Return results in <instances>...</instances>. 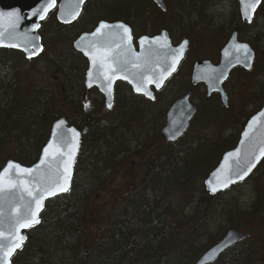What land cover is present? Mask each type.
Returning a JSON list of instances; mask_svg holds the SVG:
<instances>
[{
	"label": "trees",
	"instance_id": "16d2710c",
	"mask_svg": "<svg viewBox=\"0 0 264 264\" xmlns=\"http://www.w3.org/2000/svg\"><path fill=\"white\" fill-rule=\"evenodd\" d=\"M166 1L167 12L161 13L153 0H89L75 27L85 31L83 28L97 19L122 20L144 34L159 28L155 21L160 19L161 29L175 36L191 33L188 36L196 37L201 24L204 31L212 24L213 17H206V12L215 0ZM232 1L238 8V2ZM259 11H263L264 21V1ZM169 14L172 22L165 21ZM231 15L233 27L226 32L222 27L221 41L233 31L242 35L253 28L243 23L236 11ZM186 16L196 21L200 18L201 22L192 24L184 20ZM47 21L52 24L48 35L52 43L56 41L60 46L65 36L73 37L55 16ZM65 52L67 56H60L63 59L57 55V60L47 61L56 78L50 79L52 85L41 87L33 82L27 86L17 53L0 51V67L7 69V77L0 81V171L9 160L34 165L59 117L69 118L77 129L86 127L90 131L83 139L71 192L48 202L39 225L28 232L27 243L12 264H196L226 233L210 236L213 224L220 220L235 219L239 223L258 217L262 226L257 230L264 232V186L256 185L248 213H242L239 206L230 209L233 219L224 213L229 205L219 210L217 203L228 202L236 188L211 197L203 186L222 155L236 147L239 135L222 136L221 143L203 134L190 139L186 135L180 142L168 144L161 130L153 136L149 134L153 128H147V115L156 102L133 95L125 87L120 93L123 98L118 94L114 109L108 112L104 103L86 97L87 64L83 58L74 53L71 43ZM258 56L264 58V51ZM72 71L75 75L79 72L80 79ZM254 90L263 96L262 101L264 85ZM208 104V113L204 110L203 116L213 118L227 113L235 117L216 98L204 102L205 107ZM252 115H246L243 127ZM231 125L229 120L227 126ZM126 162H133L135 168L130 173L131 186L123 192L114 184L125 176ZM263 173L264 164L257 176ZM105 197L108 202H117L113 210L107 211ZM230 227L241 230L234 224ZM252 239L253 235L234 246L215 264H264L259 259L260 255L264 259V236L257 243ZM203 240L206 244L197 246Z\"/></svg>",
	"mask_w": 264,
	"mask_h": 264
},
{
	"label": "water",
	"instance_id": "95a60500",
	"mask_svg": "<svg viewBox=\"0 0 264 264\" xmlns=\"http://www.w3.org/2000/svg\"><path fill=\"white\" fill-rule=\"evenodd\" d=\"M88 0H83L82 4H79V14L73 15L77 11V5L78 0H62V2L57 7V2L55 0V6L52 8H49L48 11L44 14L45 18L40 19V12L38 10H42L44 7H46L50 0H0V33L3 34L2 38L5 41V43H16L19 44L20 47L13 48V47H0V49H6V50H15V51H22L25 53V56L28 60H32L34 58L39 57L42 54L43 46L41 44V38L39 36V30L41 28V24L47 19V17L54 11V9L57 8V20L61 24L65 25H72L74 24L77 19L80 17L83 7L87 3ZM156 5L162 10H166V5L164 0H153ZM239 1L240 5V12H241V20L246 23L247 25H251L253 22L254 17L256 16L257 10L261 7L263 0H260V4L256 7V10L254 13L251 12V9H248V13L251 16V19L249 20L246 18L245 15V9L241 4V0ZM255 0H246V3H254ZM34 13H37L34 15ZM11 14H18L19 19L15 20V18ZM104 23V22H103ZM13 24L15 27H13ZM102 23L99 24V26ZM107 24V23H105ZM123 24V22L119 23H108V25H118ZM36 25H39L37 28ZM99 26L97 27L96 31L93 34H86L82 36L78 41L75 43V49L84 55L86 59H88L89 70L87 72V78H86V86L89 89L92 88H98L99 91L103 94L105 97V107L108 111H112L113 105H114V90H115V84L117 82H126L129 84L133 90V92L137 95L147 97L149 100L153 101L155 99V94L152 91V88L155 89V91H160L164 88V86L167 84L166 81L170 79L174 74L177 73V69L179 68L180 64L184 61V57L187 54V51L189 48V42L184 41L180 45L174 47L172 44L171 38H169V35L166 31L162 32L160 35L155 36L153 38L148 37H142L139 41V51L135 50L134 44H133V37L131 41L132 46V52L126 53L129 59H132V54L134 53L135 56L140 57L139 63L142 65L144 64V61L147 60L148 64L146 67H143L141 69H132L133 73H137L138 75L133 76L131 73H121V75H128L129 79H115L112 83L111 87V95L109 96L107 94L106 88L105 90H102V86L106 85L107 82L102 79H97V76L101 69L99 68V65L96 66V68H93L92 61L89 59V56L85 55L84 50L91 51L90 44L95 41H103L107 42L110 47H114L115 44L121 43V48H116L113 52V55L121 52L124 50L126 52L127 49V41L124 40L121 42L120 36H114V37H107L101 36L97 37L94 34L99 29ZM126 26V25H125ZM128 27V26H127ZM129 28V27H128ZM131 29V28H130ZM111 30H105V33ZM11 34V35H10ZM231 38L228 41V43L225 45L224 49L221 51V61L218 65H214L211 61H199L196 63L194 67V73L192 77V81L194 85H198L200 83H204L207 86V92L211 96L213 93H218L221 95V101L224 103L225 106L228 105L227 102V94L226 91H224V84L228 81L230 74L233 72L236 68H242L247 71H251L253 68V64L255 62V51H253L252 47L248 45L247 43H240L239 42V35L238 32L235 31L231 34ZM131 36H132V29H131ZM166 37V39H165ZM146 40L147 43L142 44L141 41ZM153 41H157V43H152ZM185 42H187L185 44ZM247 45L250 49V55H251V68L245 66V59L243 52H237L234 45ZM33 45L35 47H33ZM183 47V55L180 58L179 62L176 64V70L171 72L170 75L166 77V79L163 80V83L160 87L156 86V81L159 80V75L161 71H165L169 68L171 64V56L174 54V51L176 49H179ZM27 48V51L24 50ZM42 49V50H39ZM29 52H36V55H33L31 59H29ZM155 53V55H152L151 53ZM92 72L93 74V81L92 86L89 87V72ZM141 76H146L148 79H145L143 81L142 87H146V89L151 93V96L154 97V99L149 98L148 96L143 95V92H137L136 91V84L140 83ZM129 80H132L133 82L130 83ZM153 81L152 83H149L148 81ZM193 93L191 91L188 92L187 95L179 98L175 103L172 104L170 109L168 110L166 116V124L164 125V128L161 130V135L163 138L166 139V142L169 143H176L179 142L180 139L189 131L190 124L192 119L196 116L197 107L192 104L191 98ZM111 101L112 107H108V102ZM261 113H264V107L258 111L257 115L253 116L247 123L244 131L242 132V136L240 138L239 143L237 144V147L235 150L226 152L225 155H223L222 160L220 163L215 167L214 171L211 172L208 177L204 180V186L206 192L210 194L211 197H216L217 195L221 193L227 192L228 189L232 188L235 185H238V183L247 181L248 178L258 169L259 165L264 160V157H261L258 162H256L255 167L252 169V171L248 174L247 177L243 181H239L237 183L231 184L226 189H221L215 193L210 191L209 181L217 182L218 177L220 180L224 177V171L227 170L230 166L232 170H235L238 165L237 161L235 159H229V154L233 152H240L241 154V162H243L244 158L247 156L249 148L254 146L255 144L259 143L260 141L264 140V116H261ZM256 120L257 123L255 125L252 124L253 120ZM60 121H63V124L60 125V127H57V124H59ZM250 126L252 127L253 131L250 133V138L248 140L245 139V133L249 131ZM75 130V133H79L78 137L75 136V134L71 130ZM88 128H85L84 130H78L73 126L69 125V121H67L65 118H59L57 121L52 125L50 130V136L48 141L46 142V146L41 151V156L38 159V161L32 165V166H22L19 162L16 161H8L4 166L3 169L0 171L2 173L7 167L10 162L16 163L24 168H37L40 167L42 171L45 173L52 171L54 173L55 165L53 166L52 170L48 169L47 164L41 165V160L44 159V151L48 148V146L51 144L53 146L52 151H55L57 147L61 148L62 150L67 151L68 142L75 144L78 143V150L75 154V162L72 167V174H71V182L70 187L67 192H61L57 194L56 196L46 198L43 203V209L39 212V220H41L42 214L45 212V208L47 203L57 197H60L61 195L68 194L72 189L73 180L75 178V170H76V163L80 156V150L82 147V139L83 136L88 134ZM60 157L57 156V160H59ZM49 160H51V157H49ZM225 161H228V165L225 164ZM13 176L15 177V170H12ZM37 174L33 173V177H35ZM16 179L24 180L26 183L32 181V177H25L23 175L19 177H15ZM23 196V199L20 197ZM30 198L27 196L25 192L22 191V186L17 187L16 189L12 190L11 192H4L0 193V231L7 232L12 228V222L14 218L17 215V212L15 209H19V212L21 214L24 213V205L28 202ZM39 224H35L30 228L21 229V234L26 237V239L23 242V246L16 250L15 254L11 256L10 258V264H12V260L14 257L18 254V252L25 246L27 240H28V231L34 227H36ZM250 235H247L245 233L236 231V230H230L225 237L220 240L215 246L211 247V249L208 250L204 255H202L196 264H215L217 261H219V258L222 254L230 250L233 246L241 243L242 241L249 239ZM4 243H7L6 241ZM3 256V252L0 251V257ZM0 264H4L3 260L0 259Z\"/></svg>",
	"mask_w": 264,
	"mask_h": 264
},
{
	"label": "rangeland",
	"instance_id": "374dc122",
	"mask_svg": "<svg viewBox=\"0 0 264 264\" xmlns=\"http://www.w3.org/2000/svg\"><path fill=\"white\" fill-rule=\"evenodd\" d=\"M214 2L215 3L211 5L212 6L211 8L210 7L207 8L208 13L206 12V17L208 15H210L209 18L213 17L212 18L213 21L212 24L209 26V29H207V31H204L205 26L201 24V27L199 25L200 32L198 33V35L196 37L193 36L192 37L189 36V37L193 42L192 45L193 48H195L190 54V56L194 57L195 59L199 58L204 60H213L217 63L219 61V56L222 46L229 39V35H226L225 37H223L224 41H221L220 37L223 36L224 34L222 33V27L225 28V32L226 30H230L231 27H233V25L231 24L232 23L231 13L234 11H236L237 13L239 12L235 2L232 0H215ZM203 12H205V10H203ZM171 14L168 15L165 21L172 22ZM204 16L202 17L203 19ZM184 20H188L189 22L192 21V24H196L197 22H199L200 24L201 22L200 18L197 19L196 21L195 18L194 20H190L188 16H186ZM155 22L159 24V25L157 24L159 28L153 29V31L150 32L149 35H153V33L158 34L161 31L162 28L160 27L162 23L161 20L159 19ZM254 23L255 24L253 25L252 29H248L244 31L242 35H240V39L242 42L243 41L249 42L253 47H255L258 53L261 54V52L264 51V35L262 33L264 32L263 11L258 14ZM51 25L52 24L47 23L44 25L43 29L41 30L44 44L46 46V50L42 58L32 63H28L23 55L20 54L18 56L19 59L18 66L20 67V74L23 75V78L25 79V83L27 84V86L29 84L30 85L37 84V86H41V87L49 86L50 84L52 85L51 83L52 81L50 79L52 78L55 79L56 76L50 73L49 66H47L48 65L47 61L48 60L54 61L57 60L58 57L62 58L60 56L63 57L67 56L65 54L66 53L65 51L69 49L70 43L74 41V37H70L69 35H67L63 38V40H61V43L63 44H61L60 46H58V43L56 41L52 43L48 38L49 32L52 30ZM64 31L67 32V29H65ZM175 37H177V35ZM192 64H193L192 61L188 60V62L184 64L182 69H180V73L177 75V77L174 80H172L171 83L168 84L167 88L163 92L159 94L155 106L152 108V110H150L149 115H147L149 117L148 120H150L148 122L147 128L148 130H150V128H153L154 130L153 133L149 132L150 135L155 136L157 130L158 131L161 130L162 126L165 123V119H166L165 114L168 108L175 100L178 99V97H180L183 94H186V92L189 90ZM78 67L82 68L80 64L78 65ZM6 71H7L6 68L0 67V81H3V79L7 77ZM72 73L74 74L76 72L72 71ZM77 73H78L77 75L75 74L74 75L76 76V79L77 76L80 79L79 72ZM230 80H231L230 83L226 85V91L230 95L229 99L232 108L231 112L235 115V117L232 118L230 116L231 114H227V113H224L222 115H219L218 117H213V118H209L208 114L207 116L206 115L203 116L204 114H202V112L204 110H206L207 112L210 108V105L208 104L207 107H205L204 104L198 102L205 94V92L203 91V89H201L200 92H198L197 90L198 98H196L195 100H196V104H199L201 109L199 110L198 116L196 120L193 122L192 128L189 134L186 136L187 137L186 139H190L191 136H196V135L202 136L203 134L209 139H211V141L217 140V142L221 143L222 136L225 139L230 137L231 135H235V136L239 135L244 125L243 123L245 121L246 115L248 116L256 113V111H258L257 110L258 106L264 103V99L262 101H259L260 98L263 96L258 92V90L257 91L254 90L259 84L264 85L263 57H259L257 59V62L255 64V69L252 72L246 73L244 75L234 72ZM229 120L232 124L231 126H227ZM126 136H128L129 138L131 135H126ZM152 154L153 152L150 153L149 155L151 156ZM149 155L148 157H150ZM84 158L85 156L81 157V159ZM142 162H146V159L142 160ZM132 163L131 162L127 163L125 176L124 177L121 176L115 180V184H114L115 187L121 188L123 192L131 186L130 181L132 180V175L130 173L135 168V166ZM258 171L254 174V176H252L249 179L248 182L238 185L237 186L238 189L236 188V192L230 195V197H228L230 204L233 207L239 206L242 213H248L253 203V197L255 193L254 189L256 185L259 184L260 186L261 184V186H264V184H262L264 183V173L257 176ZM79 179H81V176L79 177ZM104 201H106L108 204L106 206L108 207L107 211L113 210L114 205L117 204V202H115V204L112 201L108 202L107 197H105ZM228 208L231 209L232 207L229 206ZM263 217L264 215L262 214L261 219H263ZM231 224L236 225L237 228L241 229V231L253 235L252 240L255 243H257L256 242L257 239L259 241L261 237L264 236V232L261 233L259 230H257L262 226V220H260L258 217H254L251 220L247 218L245 220L240 221L239 223H237L235 219L228 221L220 220L217 224H213L214 228L210 232V236L218 237L219 233L223 234L227 232L229 228H231L230 227ZM255 237L256 240H254ZM202 244L203 245L206 244V240L201 241L200 243L197 244V246H201ZM259 257H260L259 258L260 261L262 262V260H264L263 257L261 255Z\"/></svg>",
	"mask_w": 264,
	"mask_h": 264
},
{
	"label": "snow or ice",
	"instance_id": "6c2138e0",
	"mask_svg": "<svg viewBox=\"0 0 264 264\" xmlns=\"http://www.w3.org/2000/svg\"><path fill=\"white\" fill-rule=\"evenodd\" d=\"M82 3L83 0H78L77 11L73 14L74 16L79 14V4ZM241 4L245 9L246 18L250 20L251 16L248 13V9H251V12L254 13L256 7L260 4V0H255L254 3H246V0H241ZM54 6L55 0H50V3L46 7H44L42 10H38V12H40V19H44V14L49 8ZM36 14L37 13H34V15ZM11 15L15 18V20L19 19L18 14ZM13 27H15L14 24ZM36 27L38 28L39 25H36ZM105 30L111 31L105 33ZM94 35L97 37L106 35L109 38L119 35L121 42L124 40L127 41L126 52L122 50L115 55H113V52L116 48H121V43H117L114 47H110L107 42L95 41L90 44L91 51L82 49L85 51V55L89 56V59L92 61L93 68H96V66L99 65L101 71L99 72L97 79L102 77V79L107 82L106 85L102 86V90H105L106 88L107 94L110 96L112 83L115 79H129L128 75H121V73H131V75L136 76L138 74L133 73L132 69H141L146 67L148 61L145 60L144 64L142 65L138 62L141 58L135 56L134 53L132 54V59L128 58L126 53L132 52L131 29L123 24L113 26L102 23ZM2 36L3 34L0 33V47H20V45L16 43H5ZM141 43L144 44L147 43V41L142 40ZM152 43H157V41H153ZM186 43L187 42H185V44ZM33 47L35 46L33 45ZM234 47L237 52H243L245 66L250 69L251 55L248 46L237 44L234 45ZM24 50L27 51V48ZM183 51V47L174 51V54L171 56V64L169 68L165 71H161L159 80L156 81L157 87H160L163 83V80L166 79V77L170 75L171 72L176 70V64L182 57ZM36 54V52H29V59H31L32 56ZM151 54L155 55L154 52ZM88 75L89 87H91L93 74L90 71ZM145 79H148V77L141 76L140 83L136 84V91L143 92V95L154 99L146 87H142L143 81ZM129 82L132 83L133 81L129 80ZM148 82L152 83L153 81L149 80ZM108 107H112L111 101L108 102ZM261 116H264V113H261ZM256 123L257 121L254 119L252 124L255 125ZM61 124H63V121H60L59 124H57V127H60ZM71 131L75 134V136L78 137L79 133H75L74 129ZM252 131L253 129L250 126L249 131L244 134L246 140L250 138V133ZM52 148L53 146L50 144L44 151V159L41 160V165L47 164L49 170H52L53 166L55 165L54 173L52 171L45 173L40 167L24 168L13 162H10L8 167L2 173H0V193L11 192L17 187L22 186V191L25 192L30 198L24 205L25 211L23 214L19 212V209H15L17 215L12 222V228L7 232L0 231V251L3 252V256L0 257V259L3 260L4 264H10L11 256L15 254L17 249L23 246V242L26 237L21 234L20 230L30 228L33 225L40 223L39 212L43 209L44 200L69 190L72 167L75 162V154L78 150V143L73 144L69 141L67 151L62 150L59 147H57L55 151H52ZM57 156L60 157L59 160H57ZM49 157H51V160H49ZM261 157H264V140L249 148L248 154L244 158L243 162H241L240 152L230 153L229 159H235L237 161L238 167L235 170H232L229 166L226 171L222 170L224 171V177L222 180H220L218 177L217 182L209 181L208 183L210 186V191L215 193L221 189L228 188L231 184L243 181L245 177H247L252 171L256 162H258ZM225 164L228 165V161H225ZM12 170H15V177L23 175L25 177H32L33 179L28 183H26L24 180L16 179L13 176ZM33 173H36L37 175L33 177ZM20 198L23 199V196ZM5 241L7 243H4Z\"/></svg>",
	"mask_w": 264,
	"mask_h": 264
},
{
	"label": "flooded vegetation",
	"instance_id": "af4514ba",
	"mask_svg": "<svg viewBox=\"0 0 264 264\" xmlns=\"http://www.w3.org/2000/svg\"><path fill=\"white\" fill-rule=\"evenodd\" d=\"M59 3L62 1V0H57ZM99 20H101V19H99ZM98 19H97V21H95L93 24L91 23V26L89 27H87L86 29L85 28H83L85 31H81V28L80 27H75L76 26V24L78 23H75V25H73V26H71L72 28H74V29H72V31H73V37H75L76 39L77 38H79L80 36H82V35H84V34H86V33H91V32H93L94 31V28H95V26L94 25H96L97 24V22L99 21ZM112 22H115V21H112ZM133 28V27H132ZM150 34V32H147V33H144V34H140V33H138L136 30H135V28H133V36H134V39H135V48L137 49L138 48V46H137V41L139 40L138 38L139 37H141L142 35H149ZM155 33H153V35H154ZM153 35H149V36H153ZM169 36H170V38H172V40H173V42H174V44L176 45V44H180L181 42H183L184 40H189L190 41V44H191V49L188 51V54L186 55V58H185V61L180 65V67L178 68V72H177V74L175 75V76H173L168 82H167V85H166V87L164 88V90L167 88V86H168V84L169 83H171V81L172 80H174L176 77H177V75L180 73V69H182V67L184 66V64H186V62H188V60L189 61H192V67H191V74H190V87H189V90L191 89L192 90V93H193V96H192V101H193V103L197 106V109H198V111H197V116H198V113H199V110L201 109L200 108V106H199V104H196V98H198V92H200V90L201 89H203V91L205 92V94L202 96V98L200 99V101H198L199 103H202V104H204V102L205 101H207L208 99H212V98H216L217 100H219V102H221V100H220V95L219 94H216V93H213L211 96L209 95V93L207 92V88H206V86L203 84V83H200V84H198V85H194L193 84V81H192V77H193V72H194V66L196 65V63L197 62H199V61H204V59H195L194 57H192V56H190V54L192 53V51L195 49V48H193V42H192V40L190 39V37L188 36V34L187 35H179V36H177L176 38H175V35L169 30ZM138 37V38H137ZM72 48H73V50H74V46H72ZM256 52H257V50H256ZM78 55H80L82 58H83V60L85 61V63L87 64V68H88V62L84 59V57L80 54V53H78ZM259 58V56H258V52H257V58H256V61H255V64H256V62H257V59ZM219 62V61H218ZM217 62V63H218ZM214 63L215 64H217L215 61H214ZM254 69H255V65H254ZM236 71H240L241 72V74H244V73H250V72H252V71H246V70H243V69H241V68H237V69H235L234 71H233V73L234 72H236ZM232 75L233 74H231V76H230V78H229V81L228 82H226V84H225V86H224V89H225V91H226V85L228 84V83H230V79H231V77H232ZM84 84H85V82H84ZM116 86H115V96H116V98H115V102H116V100H117V98H118V94L120 95V93H122L123 92V90L122 89H124L125 87L127 88V89H129V90H131V87H130V85L129 84H126V83H124V82H118V83H116L115 84ZM164 90H161V92H163ZM188 90V91H189ZM197 90H198V92H197ZM86 92H87V90H86ZM132 92V91H131ZM160 91L159 92H156L155 94H156V98H155V100L154 101H157V99H158V96H159V94L161 93ZM227 92V91H226ZM123 95L124 94H122V95H120V97L121 98H123ZM227 95H228V102H229V106L228 107H226V106H224V105H222L224 108H226V109H229V110H231L232 108H231V102H230V99H229V93L227 92ZM86 97L88 98V101H91L92 100V98H94L96 101H100V102H102V103H105L106 102V100H105V97L103 96V94L99 91V89H93V90H90L89 91V94L88 95H86ZM84 100H87L86 98H83ZM144 99H146V98H144ZM147 100V99H146ZM222 104V103H221ZM264 105V103L262 104V106ZM243 130V127H242V129H241V131ZM241 133V132H240ZM240 133H239V137L241 136L240 135Z\"/></svg>",
	"mask_w": 264,
	"mask_h": 264
},
{
	"label": "bare ground",
	"instance_id": "6f19581e",
	"mask_svg": "<svg viewBox=\"0 0 264 264\" xmlns=\"http://www.w3.org/2000/svg\"><path fill=\"white\" fill-rule=\"evenodd\" d=\"M228 203H229V204H228ZM222 205H224V206L229 205V206L233 207V206L230 204L229 200H228V202L223 201V202H221V204L217 203V208H218L219 210H221ZM224 213L227 214V216L229 215L228 217H230V218L233 219L234 214L232 213V211H231L229 208H228V209L225 208V209H224Z\"/></svg>",
	"mask_w": 264,
	"mask_h": 264
}]
</instances>
